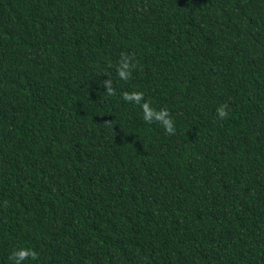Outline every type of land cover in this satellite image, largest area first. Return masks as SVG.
I'll use <instances>...</instances> for the list:
<instances>
[{
	"label": "trees",
	"instance_id": "obj_1",
	"mask_svg": "<svg viewBox=\"0 0 264 264\" xmlns=\"http://www.w3.org/2000/svg\"><path fill=\"white\" fill-rule=\"evenodd\" d=\"M0 264H264V0H0Z\"/></svg>",
	"mask_w": 264,
	"mask_h": 264
}]
</instances>
